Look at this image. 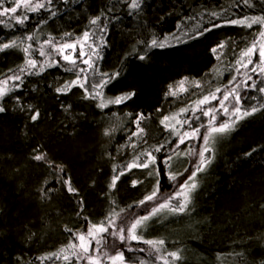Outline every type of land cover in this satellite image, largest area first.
Instances as JSON below:
<instances>
[{"label":"trees","instance_id":"1","mask_svg":"<svg viewBox=\"0 0 264 264\" xmlns=\"http://www.w3.org/2000/svg\"><path fill=\"white\" fill-rule=\"evenodd\" d=\"M235 4L236 0H143L142 9L129 15L123 0H73L68 6L55 0V7L60 11L42 25L39 22L49 17L47 11L30 13L23 8L17 15H28L25 25L15 21L0 24V42L12 37L20 41L33 34L37 39L24 43H32L33 48L38 49L49 34L57 40H61L64 32H72L73 38L82 34L88 26V18L103 11V22L108 25L105 34L108 46L102 50L101 70H122L121 76L104 90L105 95L136 93L124 104L101 110L95 101L82 99L83 92L78 87L67 96L57 97L54 88L70 79L71 73L50 68L41 76L25 77L20 90L5 98L8 111L0 114V264H41L37 257L58 253L69 242L71 234L65 227L83 231L87 226L85 217L99 223L113 207V200L117 210L125 208L129 213L142 214L152 202L136 205L153 190L157 180L154 169L161 170L162 189H169L172 183L164 174L165 165L159 158L172 157L168 170L183 173L178 177L180 181L193 171L195 156L183 153L190 148L199 149L201 141L186 139L185 144L172 152L176 137L165 131L160 121L163 116L178 113L207 95V85L213 87V91L217 87L224 89L234 74L233 66L240 50L254 39L258 25L253 29L223 26L195 40L182 37L187 43L172 41L174 46L164 49L147 48L145 42H150L153 35H180L185 30L194 35L192 29L196 25L203 28L214 21L208 13ZM253 4L251 9L230 8V12L235 10L237 16L264 13V2L253 0ZM11 6L12 0H5V7ZM110 7L112 12L108 11ZM221 41L225 42V47L218 50L223 55L217 60L210 49ZM145 53V60L136 58L137 54ZM35 55L39 58L38 52ZM23 59V52L16 49L0 53V79L11 75L8 69L16 68ZM184 77L193 84L199 81L201 90L177 91L176 96H166L169 85ZM254 79L259 82L264 78L254 75ZM174 89H178L177 85ZM244 95L256 96L257 99L251 101L253 104L264 102V96L258 92ZM15 96L20 97L21 104L39 108L41 116L37 122L30 121V114L21 111ZM62 102L72 105L70 112L63 110ZM216 105L218 101L202 107ZM138 113L147 117L141 121V126L146 129L148 143L132 137L137 143L136 149L121 147L131 143L128 137L136 130L133 121ZM187 115L191 118V111ZM192 119L193 126H197L207 118ZM224 119L226 117H219L217 122ZM166 123L175 124V121ZM108 127L114 132L105 137L103 132ZM183 130L190 131L187 125ZM203 132L201 128V134ZM223 136L217 137H222L218 149L214 148L217 157L196 177L198 187L192 194L191 211L186 214L162 212L141 229L145 239H164L168 249H182L183 259L177 264H261L264 261V208L260 207L264 204V111L241 120L234 131ZM168 140L173 143L169 145ZM161 143L166 147L156 153V164L126 171L115 188L109 190L111 178L117 174L113 172V165L119 171L141 148ZM253 147L260 150L245 156ZM34 148L46 152L54 164L63 165L64 173L70 177L78 194L66 190L60 174L31 158ZM133 180L140 182L133 186ZM49 187L54 191L48 198L42 197L40 189ZM81 198L83 211L77 215ZM133 246L148 249L142 243ZM133 255L143 258L145 264H159L154 260L155 254L126 253V256ZM43 264L65 262L54 257ZM72 264H75L74 259Z\"/></svg>","mask_w":264,"mask_h":264},{"label":"snow or ice","instance_id":"2","mask_svg":"<svg viewBox=\"0 0 264 264\" xmlns=\"http://www.w3.org/2000/svg\"><path fill=\"white\" fill-rule=\"evenodd\" d=\"M73 0H59L60 4L68 6ZM129 10V15L133 12H138L142 9L143 0H123ZM264 2V0H261ZM247 7L249 9L254 7L253 0H236L235 5L229 7H220V11H212L208 13L209 16L214 17V21H209V26L201 28L196 25L192 31L194 35L189 34V30H185L180 35L176 33L165 34L161 37L153 35L150 42H145L147 48L164 49L166 47H173L172 41L177 43H187L188 39H198L206 33L218 29L223 26H239L246 29H253L254 25L259 27L255 30L254 39L250 44L246 45L240 50L239 56L233 66L234 74L225 84L224 89L217 87L215 91H209L207 95H203L193 102V105H188L174 113L171 116L165 115L162 117L160 123L164 130L170 132L176 137L174 147L171 149L175 152L180 145L185 144L186 139H196L201 141L199 149H189L184 152V155L195 156L193 163V171L183 180L178 179L183 173L169 171L171 165L169 161L172 157L166 156L159 158L165 165L164 174L168 180L172 182L169 189H162L159 177L161 170L159 167L155 168V175L157 176L156 184L153 190L144 196L143 199L137 202V207L144 206L148 202H152L151 206L147 208L142 214L129 213L125 208L117 210L115 201H112L113 207L105 215L104 219L99 223H92L87 217L85 230H73L65 227V231L69 232V242L62 247L58 253H51L43 257H37L41 264L45 260L62 259L65 264H72L73 259L75 264H145V260L139 256H126V253H147L148 256H154V260L159 264H177L183 259L182 249L170 250L166 247L164 239H145L141 229L146 225V222L151 218L158 216L162 212H169L173 214H186L191 211L192 194L198 187L196 179L198 173L203 172L214 158V143L218 136L226 135L235 130V126L243 119L264 111V102L253 104L251 101L256 100V96H247L244 93L258 92L264 96V79L259 82L254 79V75L264 78V13L260 15L244 14L237 16L235 10L230 12V8L237 9ZM25 9L26 12L38 13L41 10L47 11L49 17H45L39 23L42 25L52 17H56L60 9L55 7V0H12L11 7H5V0H0V17L6 19L0 20V24H7L8 21H15L21 26L25 25L29 17L26 14L17 15L18 10ZM109 12L113 8H108ZM104 21V12L90 16L88 18V26L85 27L82 34H76L73 38L72 32H64L61 40H57L55 36L49 34L47 39L40 44L38 49L33 48L32 43L25 44L24 41H34L37 39L33 34H28L24 40L18 41L17 38L12 37L5 42H0V53L6 50L16 49L22 51L24 59L16 68L8 69L11 75H5V78L0 79V114L8 111L5 106V98L12 95L13 92L19 91L25 81V77L41 76L50 68L62 69L66 73H71V78L64 80L54 88V91L59 96H67L72 92L73 88H80L83 92L82 99L96 102V107L103 110L110 105L119 106L126 101L132 99L136 93L134 91L122 92L114 96H106L104 90L112 84L118 77L121 76L122 70H115L112 72L102 71L100 61L103 60L102 50L108 46L106 33L108 25ZM219 21V22H215ZM11 27V25H8ZM179 28V25H178ZM252 33H250L251 35ZM67 38V39H64ZM225 47V42H219L210 51L219 60L222 52L218 53ZM87 49V51L85 50ZM133 53L136 52L135 47ZM38 52L39 58L35 53ZM42 58V59H40ZM136 58L143 61L146 59L145 54H137ZM243 70V71H242ZM218 71V70H217ZM239 78V79H238ZM187 77L179 81L178 89H174L173 85H169V90L166 96H176L177 91L183 92L187 89L184 87ZM196 88H200L199 81H195ZM222 95H218L221 93ZM17 106L21 111L29 113L28 119L32 122H37L41 116L38 107L28 104L20 103V97L15 96ZM213 101H218V105L204 108L205 104H211ZM230 102V103H228ZM61 107L65 112H70L72 105L68 103H61ZM160 111V109H157ZM191 111V118L188 113ZM200 113V115H197ZM112 115H116L112 113ZM128 115H131L130 113ZM184 116V119H180ZM201 117L207 118L202 120L197 126H193V119L201 120ZM219 117H226L220 120ZM147 117L143 113L136 115L133 123L136 125V130L128 137L131 143L122 145L121 147L137 148V143L132 141V137H137L143 144H147L145 139L146 129L141 126V121ZM175 121V124L166 123L168 121ZM177 125L179 127H177ZM187 125L189 130H183ZM201 128L204 129L201 134ZM114 132L111 127L104 129V136L110 137ZM167 143L171 145L172 140ZM166 145L161 143L156 146H149V148H141L136 152L132 160L126 163L122 169L117 170L116 165H113V172L117 173L112 176L109 184V190L115 188L120 176L124 175L126 171L133 168H148L150 164H156L158 157L156 153L165 150ZM257 147L244 153L245 156H251L254 152L259 151ZM180 155L181 153H176ZM111 155V153H109ZM31 158L34 161L46 164L52 168L54 173L61 175L63 184L69 193L78 194V189L72 187L70 177L64 173L63 165L54 164L48 159L47 153L42 152L39 148L33 149ZM185 172L188 171L186 168ZM151 175V173H149ZM140 181L133 180L132 185L136 186ZM54 191V188H42L40 194L44 198H48L49 193ZM79 211L77 215L83 211L84 201L79 200ZM132 206L129 205L130 209ZM264 208V204L260 205ZM144 244L148 249L137 248L133 245ZM123 245V248L120 246ZM243 255V253H237ZM264 264V261L261 262Z\"/></svg>","mask_w":264,"mask_h":264},{"label":"bare ground","instance_id":"3","mask_svg":"<svg viewBox=\"0 0 264 264\" xmlns=\"http://www.w3.org/2000/svg\"><path fill=\"white\" fill-rule=\"evenodd\" d=\"M259 26H257L256 27V29L258 28ZM83 29V28H82ZM182 78H180V79H177L174 83H173V88L177 85V87H179V81L181 80ZM184 87L187 89V90H191V89H198V90H201V89H199V88H196L195 87V85L192 83V81H190V80H187L186 82H185V85H184ZM203 87H204V85H203ZM202 87V88H203ZM201 88V87H200ZM206 90L209 92V91H213V87H210L209 85H207L206 86ZM218 95H222V92L221 93H218ZM226 136V135H225ZM222 137H224V136H222ZM222 137H220V138H217L216 139V142L214 143V148L217 150L218 149V146H219V143H220V140H221V138ZM224 146V145H223ZM223 146H221V148H220V150L222 149V147ZM215 157H217V152L214 154V158Z\"/></svg>","mask_w":264,"mask_h":264},{"label":"rangeland","instance_id":"4","mask_svg":"<svg viewBox=\"0 0 264 264\" xmlns=\"http://www.w3.org/2000/svg\"><path fill=\"white\" fill-rule=\"evenodd\" d=\"M228 137H229V136H228ZM228 137H227V138H228Z\"/></svg>","mask_w":264,"mask_h":264}]
</instances>
